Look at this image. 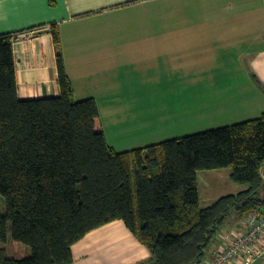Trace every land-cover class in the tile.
Here are the masks:
<instances>
[{"label": "trees", "instance_id": "trees-1", "mask_svg": "<svg viewBox=\"0 0 264 264\" xmlns=\"http://www.w3.org/2000/svg\"><path fill=\"white\" fill-rule=\"evenodd\" d=\"M59 95L20 99L14 34H0V239L30 254L0 264H70L71 246L120 220L150 252L141 264H199L233 211H264V113L128 150L108 144L91 97L75 100L51 25ZM228 168L244 186L207 205L197 171Z\"/></svg>", "mask_w": 264, "mask_h": 264}, {"label": "crops", "instance_id": "crops-1", "mask_svg": "<svg viewBox=\"0 0 264 264\" xmlns=\"http://www.w3.org/2000/svg\"><path fill=\"white\" fill-rule=\"evenodd\" d=\"M51 25L58 28L74 99L93 98L100 121L108 117L106 122L114 124L117 133L120 128L134 130L146 110L148 122H141L147 135L142 140H167L187 131L176 126L158 132L156 113L177 118L179 125L192 123V133L264 113V0H0V34H14L20 99L59 95ZM237 44L245 45L234 57L238 66L247 60L241 68L242 85L224 81L235 73L236 63L219 60L220 51ZM157 75H164V82ZM202 75H211L209 83L199 79ZM138 84L148 92L131 101L139 114L129 116L126 108L124 115L115 111L113 102L123 98L122 90ZM166 90L179 97L162 103L157 112L155 93ZM189 92L195 93L194 100L188 99ZM199 124L208 129L199 131ZM101 126L107 138L108 128ZM244 216L236 218L237 227L221 228L205 259L224 237L244 228ZM71 253L70 264H141L151 259L120 220L88 232L71 246Z\"/></svg>", "mask_w": 264, "mask_h": 264}, {"label": "rangeland", "instance_id": "rangeland-1", "mask_svg": "<svg viewBox=\"0 0 264 264\" xmlns=\"http://www.w3.org/2000/svg\"><path fill=\"white\" fill-rule=\"evenodd\" d=\"M159 5V7H162V4H157V6ZM158 14V13H157ZM163 15V13H161L159 16ZM221 46V45H220ZM237 48L235 49H229L224 50V51H220L219 52V60L220 62H232L234 64V62L236 63V65H233V69L235 71V73L232 76H228V78H226L224 81L228 80L231 83H235L236 85H242L244 84L243 79L245 78V75L242 71L241 68H244V66L246 65L247 60L245 59H241V67H239V63L237 60L234 59V57L236 55H239V48L240 47H245V45H240L237 44L236 46ZM222 48V47H221ZM222 50V49H220ZM239 72H241L242 74H240ZM160 83L164 82L165 77L164 75H157V80H160ZM199 79L204 80V83H209L208 81L211 80V75H207L204 76L202 75ZM189 81H191V77H189ZM175 91H159L155 93V98L154 101L157 103V112L160 111L159 107L162 105V103H165L167 101H170L172 99H176L177 97H179L178 95H176V93H173ZM123 93V98L118 99L116 101H114L113 103L116 104L115 106V111H119L121 113V115H124L127 111H125L126 108L128 110H130V112L128 113L129 116L134 115V114H139V111L136 110V105L135 103H133L137 98L141 99L143 98L145 95L148 94V92H144V88H142L141 84H138L135 88L133 89H127V90H122ZM195 93H188V99L189 100H194L195 99ZM123 99V100H122ZM133 101V102H131ZM134 105L135 111H131L132 107ZM120 107V108H119ZM162 110V107H161ZM113 110H111L109 117L112 118L113 115ZM123 111L125 113H123ZM141 113V111H140ZM142 121H144V124H147L148 122V116H147V110L145 112H143L142 114ZM152 119V118H151ZM101 120V119H100ZM108 120V117H103V120L101 121L104 127H107V142L109 143V145H113V147L115 148V150L117 151H123V150H128L131 149L133 147H139L137 144H150V143H155V142H160L163 141L164 138L162 139H146V140H142L147 134H145V131L143 130L144 127L142 125V122L140 119V122H138L137 124H135L133 126L134 130H127L125 132H123L122 128H120V132L117 133V131H115L116 126L114 124H109L106 121ZM136 120V121H137ZM153 120H157L154 124L155 129H160L158 132H162V133H167L169 132V129H173L174 127H180V130H183L185 128V130L187 129V131H180L181 133H179V135L177 136H184L185 134H190L193 131H190L193 127L192 123H188V124H182L179 125V120L177 118H173L171 116H166L164 114H158L156 113V117H153ZM207 126H203L201 124H199V126L197 128H200L199 131L201 130H205L204 128H206ZM215 128L217 126H212L209 128ZM208 129V128H206ZM178 131V132H179ZM197 132V131H195ZM111 145V146H112ZM133 146V147H132ZM143 146V145H142ZM264 173V170H263ZM197 183H198V191H199V202L201 205H207L209 204V202H211V200L218 198L222 195L225 194H229V193H236L239 190H241L242 188H244L243 185L238 184L233 182L230 178H229V169L228 168H221V169H214V170H199L197 171ZM0 211L1 213H3L5 211V201L4 198L1 196L0 197ZM238 213H236L235 211L231 212L229 214V216L227 217V219L225 220L222 229H230V228H234L237 227L238 225H236V218H238ZM117 240L119 242H123L125 243V240L123 241L121 237L117 236ZM214 241V240H213ZM213 241L211 242L210 246H212ZM0 246H3L6 249L7 255L9 257H13V258H21L24 256H27L30 254V249L28 246L23 245L21 243H16L11 239V235H10V230L8 229L7 232V236H6V240L5 241H1L0 239Z\"/></svg>", "mask_w": 264, "mask_h": 264}, {"label": "built area", "instance_id": "built-area-1", "mask_svg": "<svg viewBox=\"0 0 264 264\" xmlns=\"http://www.w3.org/2000/svg\"><path fill=\"white\" fill-rule=\"evenodd\" d=\"M243 229L224 237L212 256L199 264H253L264 260V211L250 210Z\"/></svg>", "mask_w": 264, "mask_h": 264}, {"label": "water", "instance_id": "water-1", "mask_svg": "<svg viewBox=\"0 0 264 264\" xmlns=\"http://www.w3.org/2000/svg\"><path fill=\"white\" fill-rule=\"evenodd\" d=\"M263 177H264V173H263Z\"/></svg>", "mask_w": 264, "mask_h": 264}, {"label": "snow or ice", "instance_id": "snow-or-ice-1", "mask_svg": "<svg viewBox=\"0 0 264 264\" xmlns=\"http://www.w3.org/2000/svg\"><path fill=\"white\" fill-rule=\"evenodd\" d=\"M21 2H22V0H21Z\"/></svg>", "mask_w": 264, "mask_h": 264}]
</instances>
